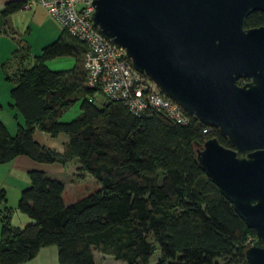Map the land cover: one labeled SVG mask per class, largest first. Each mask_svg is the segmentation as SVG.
Returning <instances> with one entry per match:
<instances>
[{"label":"trees","instance_id":"trees-1","mask_svg":"<svg viewBox=\"0 0 264 264\" xmlns=\"http://www.w3.org/2000/svg\"><path fill=\"white\" fill-rule=\"evenodd\" d=\"M21 8V2H10L2 13ZM84 52L63 32L16 80L8 79L25 128L11 136L0 123V163L18 156L44 165L76 159L100 188L66 205L61 182L30 171L18 211L32 221L15 229L8 214L0 219V264H24L49 246L56 247L58 264H96L94 253L123 264H247L242 242L254 230L196 160V146L216 138L232 148L227 139L217 130L203 134L207 125L194 117L180 126L155 112L136 117L116 102L98 106L84 86ZM58 57L73 58L74 67L49 70L46 62ZM76 103L77 117L61 122ZM36 127L51 136L65 134V153L39 146L32 137Z\"/></svg>","mask_w":264,"mask_h":264},{"label":"water","instance_id":"water-1","mask_svg":"<svg viewBox=\"0 0 264 264\" xmlns=\"http://www.w3.org/2000/svg\"><path fill=\"white\" fill-rule=\"evenodd\" d=\"M92 6L99 32L125 49L138 72L233 146L210 138L196 160L256 233L258 244L244 251L247 264H264V27L242 29L251 11H264V0H93ZM241 78L253 85L239 87Z\"/></svg>","mask_w":264,"mask_h":264},{"label":"crops","instance_id":"crops-1","mask_svg":"<svg viewBox=\"0 0 264 264\" xmlns=\"http://www.w3.org/2000/svg\"><path fill=\"white\" fill-rule=\"evenodd\" d=\"M16 1L18 0H0V123H2L11 136H14L19 128H25V121L14 107V102L10 97V91L14 87V82L8 79L16 80L17 76L24 69L32 66L33 58L39 57L44 47L52 44L63 35L61 27L44 9L37 5L31 6L27 10L21 8L9 15H4L2 13L4 6ZM21 15L25 17L24 26H26L28 38H17L18 30L12 19ZM14 52L17 53L14 54ZM74 65L75 60L71 57H58L46 62L47 68L54 72L69 71ZM79 113L80 111L71 120L77 117ZM71 120L61 119L60 121L67 123ZM32 137L39 146L51 150L58 155H63L66 151L68 137L65 134L60 133L56 136H51L36 127ZM71 165L73 168L72 172H70L72 169ZM33 170L41 171L49 179L63 184L64 192L62 200L64 204L69 205L78 200L72 196L71 189L76 180L80 182L85 180L86 174H84L76 159L69 160L63 165L58 162L44 165L30 160L26 156H18L10 162L0 163V186L7 188L6 192H4L5 196L11 192L13 196L17 195L19 197L21 191L30 185L28 173ZM68 195H70V199L65 201ZM5 213L9 215L11 222L10 211H6ZM19 214L24 215L20 212ZM25 222H28V220H25ZM53 247L41 248L32 260L24 264L36 263L41 255L43 257L46 255H57V249Z\"/></svg>","mask_w":264,"mask_h":264},{"label":"built area","instance_id":"built-area-1","mask_svg":"<svg viewBox=\"0 0 264 264\" xmlns=\"http://www.w3.org/2000/svg\"><path fill=\"white\" fill-rule=\"evenodd\" d=\"M27 10L33 5L44 9L69 37L82 43L84 86L109 102L122 104L136 117L155 112L180 126H189L191 117L165 96L146 74L138 72L123 47L104 37L94 24L93 0H18ZM216 130L206 126L203 134Z\"/></svg>","mask_w":264,"mask_h":264},{"label":"rangeland","instance_id":"rangeland-1","mask_svg":"<svg viewBox=\"0 0 264 264\" xmlns=\"http://www.w3.org/2000/svg\"><path fill=\"white\" fill-rule=\"evenodd\" d=\"M12 21H13V23L15 22L16 28L18 30V37L17 38H28L27 33H26V26H24V24H25L24 15L14 17V19H12ZM8 33H9V31H8ZM95 98H96V104L98 106L101 103L106 101V99H104L101 96H95ZM78 112H79V103H76L70 109V111H68L62 117V119L63 120H69V119L71 120L74 117V115H76ZM195 149H201V146H196ZM71 168H72V165H71ZM72 171H73V168L70 170V172H72ZM84 174H86V179L82 180L81 182L76 180L77 182L75 181V183L73 184V188L71 189L72 190L71 194L76 199H79L83 196L92 194L100 188V185L91 176H89L85 172H84ZM73 180H75V179H73ZM6 190H7V188H5L4 186H0V219L2 217H5L6 211H10V214H11V216H10L11 222L10 223H11L12 227H14L15 229H22L28 223H30L32 220L29 219L28 217L24 216V215L19 214V212H18L19 197L17 195L13 196L11 194V192H9L8 195L5 196L4 192H6ZM68 190H69V188H68ZM68 199H70V195L66 196L65 201H67ZM25 220H28V222H25ZM0 229H1V225H0ZM255 243H257V237H256L255 232H248V235L246 236V238L242 242V247L244 249H246L249 246L254 245ZM53 248H56V247L54 246ZM94 258H95L96 264H123V263H120L118 261H115V259L111 256H103L102 254H98V253H94ZM158 259H159V254H158V252H156L151 257L150 260L154 263ZM34 264H58L57 255H51V256L46 255L45 257H43V255H41V257L39 259H37L36 263H34ZM237 264H239V263H237Z\"/></svg>","mask_w":264,"mask_h":264},{"label":"flooded vegetation","instance_id":"flooded-vegetation-1","mask_svg":"<svg viewBox=\"0 0 264 264\" xmlns=\"http://www.w3.org/2000/svg\"><path fill=\"white\" fill-rule=\"evenodd\" d=\"M260 27H264V11L262 10H255V11H251L247 17L244 20V24H243V30L247 31V30H251V29H259ZM247 83H252V79L249 78H241L237 81V85L239 87L244 86ZM228 141V140H227ZM230 144V143H229ZM231 145V144H230ZM232 146V145H231ZM230 149H234L233 146ZM250 151H246L244 154L241 155V157H245L246 154H248ZM255 232V231H254ZM256 234V233H255ZM257 244H258V240H257ZM263 247V246H262ZM264 248V247H263Z\"/></svg>","mask_w":264,"mask_h":264}]
</instances>
